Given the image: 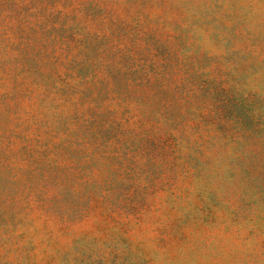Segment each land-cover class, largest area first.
Listing matches in <instances>:
<instances>
[{
  "label": "rangeland",
  "instance_id": "rangeland-1",
  "mask_svg": "<svg viewBox=\"0 0 264 264\" xmlns=\"http://www.w3.org/2000/svg\"><path fill=\"white\" fill-rule=\"evenodd\" d=\"M0 264H264V0H0Z\"/></svg>",
  "mask_w": 264,
  "mask_h": 264
}]
</instances>
